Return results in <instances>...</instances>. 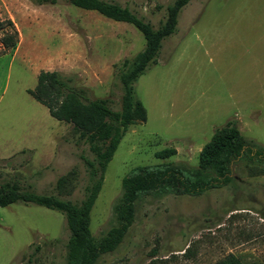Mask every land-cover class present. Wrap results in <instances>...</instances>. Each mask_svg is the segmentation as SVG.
<instances>
[{
  "label": "rangeland",
  "instance_id": "obj_1",
  "mask_svg": "<svg viewBox=\"0 0 264 264\" xmlns=\"http://www.w3.org/2000/svg\"><path fill=\"white\" fill-rule=\"evenodd\" d=\"M105 1L158 28L176 0ZM0 14L19 32L0 102V183L80 204L91 184L84 162L95 157L90 144L28 91L41 71H56L86 89L90 100L108 99L119 111L123 91L115 66L142 52L145 38L131 24L68 0L42 6L0 0ZM10 59H0V80ZM135 91L147 120L129 128L107 166L91 212L97 241L118 226L122 180L134 170L164 163L197 167L216 129L231 121L264 148V0H192ZM169 148L176 155L156 157ZM260 159L239 158L231 166L232 182L201 196H144L122 243L96 264H216L229 255L243 264H264ZM69 237L65 216L56 210L24 203L0 207V264H65Z\"/></svg>",
  "mask_w": 264,
  "mask_h": 264
},
{
  "label": "trees",
  "instance_id": "obj_2",
  "mask_svg": "<svg viewBox=\"0 0 264 264\" xmlns=\"http://www.w3.org/2000/svg\"><path fill=\"white\" fill-rule=\"evenodd\" d=\"M35 6L56 5L62 0H28ZM192 0H176L167 7L163 24L154 28L150 22L129 8L105 0H68L76 7L96 11L116 22H125L138 29L145 38V48L133 59L115 66V75L122 85L121 109L115 111L108 99L90 100L84 88L71 84V79L56 71H41L34 90L28 93L44 105L51 117L71 124L95 155L84 162L90 170L91 184L80 204L23 190L17 183H0V207L14 203L33 204L64 214L70 232L65 264H96L99 258L115 251L135 220L136 203L157 191L175 195L201 196L204 192L222 188L232 182L231 166L239 158H264V148L247 140L236 122L216 129L212 139L202 148L197 167L188 168L174 163L140 167L122 180V196L115 207L118 226L101 240L91 231V212L101 192L104 175L121 140L130 127L145 123L147 110L136 97L135 84L153 66L163 41L174 35L182 9ZM19 32L10 18L0 14V56L16 49ZM254 154V155H253ZM176 155L169 148L156 154L158 159ZM262 162V161H261ZM63 182L61 179L60 184ZM216 264H243L229 255Z\"/></svg>",
  "mask_w": 264,
  "mask_h": 264
},
{
  "label": "crops",
  "instance_id": "obj_3",
  "mask_svg": "<svg viewBox=\"0 0 264 264\" xmlns=\"http://www.w3.org/2000/svg\"><path fill=\"white\" fill-rule=\"evenodd\" d=\"M16 56H17V54L16 53L13 54V52H8L7 54L0 56V59L6 58V57H11L10 62H9L10 63L9 68L7 69V71H4L1 73V76H2V78H4V81L0 80V102L2 101L4 94L8 88L10 69H11L12 62Z\"/></svg>",
  "mask_w": 264,
  "mask_h": 264
},
{
  "label": "bare ground",
  "instance_id": "obj_4",
  "mask_svg": "<svg viewBox=\"0 0 264 264\" xmlns=\"http://www.w3.org/2000/svg\"><path fill=\"white\" fill-rule=\"evenodd\" d=\"M23 34V33H22ZM24 36V35H23ZM21 38V37H20ZM22 39V38H21Z\"/></svg>",
  "mask_w": 264,
  "mask_h": 264
}]
</instances>
